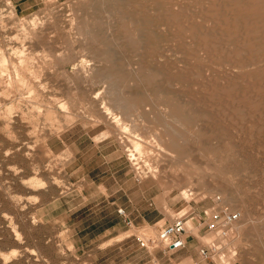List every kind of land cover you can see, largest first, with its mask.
I'll return each mask as SVG.
<instances>
[{
	"label": "rangeland",
	"instance_id": "obj_1",
	"mask_svg": "<svg viewBox=\"0 0 264 264\" xmlns=\"http://www.w3.org/2000/svg\"><path fill=\"white\" fill-rule=\"evenodd\" d=\"M186 188L241 215L204 264H264V0H0V264H180L136 237Z\"/></svg>",
	"mask_w": 264,
	"mask_h": 264
},
{
	"label": "built area",
	"instance_id": "obj_2",
	"mask_svg": "<svg viewBox=\"0 0 264 264\" xmlns=\"http://www.w3.org/2000/svg\"><path fill=\"white\" fill-rule=\"evenodd\" d=\"M184 200L190 205H199L198 209H187L163 223L151 239L142 240L136 237V240L142 247L151 245V248L169 254L185 245L182 236L190 229L185 223L187 217L193 215L199 230L206 236V239L197 247V255L201 259H212L219 253L221 242L229 236L233 224L239 219V212L225 204L222 197L216 193L186 188ZM117 212L124 216L126 224L129 225L130 220L124 215L123 210L118 209Z\"/></svg>",
	"mask_w": 264,
	"mask_h": 264
},
{
	"label": "bare ground",
	"instance_id": "obj_3",
	"mask_svg": "<svg viewBox=\"0 0 264 264\" xmlns=\"http://www.w3.org/2000/svg\"><path fill=\"white\" fill-rule=\"evenodd\" d=\"M256 12V11H255ZM248 14V13H247ZM243 21V20H242ZM113 22V21H112ZM70 25V24H69ZM231 26V25H230ZM254 26H256V25H254ZM255 28V27H254ZM252 30V29H251ZM257 31V30H256ZM22 55V54H21ZM189 58V57H188ZM84 59V58H83ZM83 61V60H82ZM4 62H6V61H4ZM82 63H85V62H82ZM3 64H6V63H3ZM4 66V65H3ZM87 66V65H86ZM85 68V67H84ZM16 73V72H15ZM17 75V74H16ZM129 79V78H128ZM110 81V80H109ZM108 91V90H107ZM99 94V93H98ZM100 95V94H99ZM96 97V96H95ZM90 98V97H89ZM91 99H92V97H91ZM99 100V99H98ZM93 101V100H92ZM104 102H106V101H104ZM118 102V101H117ZM121 103V102H120ZM81 104V103H80ZM66 107V106H65ZM102 107V106H101ZM183 108V107H182ZM99 111V110H98ZM105 112H106V114H111L112 113V111L107 107V106H105ZM178 112V111H177ZM82 113V112H81ZM136 114V113H135ZM102 115V114H101ZM115 118H116V122L117 123H119V118H118V116H114ZM133 117V116H132ZM72 120V119H71ZM108 122V121H107ZM121 123V122H120ZM108 124V123H107ZM127 125V124H126ZM121 126V125H120ZM115 127V126H114ZM119 128V127H118ZM121 128H123V129H125V131H127V129L128 128H126V126L124 125V126H121ZM130 135L132 134V133H129ZM137 134V133H136ZM135 134V135H136ZM133 135V134H132ZM135 135H133L134 137H135ZM136 137H137V135H136ZM167 137V136H166ZM152 138V146H153V148H154V150L156 151L155 152V154H152V157H156V158H159L160 156L163 158H165V156H166V151L167 150H165V148L163 147V144H162V139H161V137H158V136H155V137H151ZM139 140H142L145 144H151V140H148L147 138H143V139H141L140 137L138 138ZM184 139V138H183ZM136 141V140H135ZM131 143V142H130ZM132 144V143H131ZM133 144H134V142H133ZM133 146V145H132ZM141 146V144L137 141L135 144H134V147H135V149H136V151H138L139 150V147ZM141 148V147H140ZM175 148V147H174ZM169 150V149H168ZM135 151V152H136ZM152 151V150H151ZM170 151H173V149L171 150L170 149ZM138 152H140V151H138ZM142 153V152H141ZM148 154L150 155V151H148ZM132 156H133V154H131ZM139 156H141V155H139ZM173 156V155H172ZM154 157V158H155ZM155 158V159H156ZM163 158V159H164ZM131 159V158H130ZM160 160V159H159ZM158 160V161H159ZM162 160V159H161ZM160 160V161H161ZM156 161V160H155ZM167 161V160H166ZM161 163V162H160ZM164 163V162H163ZM157 164H159V163H157ZM160 166V165H159ZM159 166H157L156 165V162H155V164H154V162H153V164H152V170H153V173L155 174V175H159V173H161V175L160 176H165L164 175V173H165V170L163 169V170H159L160 168H159ZM166 167V166H165ZM148 169H149V167H148ZM150 170V169H149ZM149 172H151V171H149ZM184 173V172H183ZM155 175H152V177L153 176H155ZM199 176V175H198ZM197 176V177H198ZM166 177V176H165ZM159 178V177H158ZM157 178V179H158ZM162 179H163V177H162ZM223 201H224V203L225 204H228L226 201H225V199L223 198ZM238 212H239V210H238ZM241 215H240V212H239V217H240ZM240 219V218H239ZM239 219L237 220V221H239ZM236 221V222H237Z\"/></svg>",
	"mask_w": 264,
	"mask_h": 264
},
{
	"label": "crops",
	"instance_id": "obj_4",
	"mask_svg": "<svg viewBox=\"0 0 264 264\" xmlns=\"http://www.w3.org/2000/svg\"><path fill=\"white\" fill-rule=\"evenodd\" d=\"M185 246V245H184ZM182 247V248H180V249H178V250H176L175 252H173V253H170V254H173V256L175 257V259H177V256L179 255H184V257L182 258V260H184V261H188L189 262V260H190V264H204V262H203V260H201V258L197 255V257L199 258H197L196 257V255H195V252H196V254H197V249H196V251H187L186 249H185V247ZM161 254H162V252H161ZM163 254H166V253H163ZM168 254V253H167ZM206 260V259H205ZM153 260L149 257V258H146V260H145V262L143 263V264H155L154 262H152ZM157 261V260H156ZM184 261H182V263H180V264H183V262ZM205 264H208V263H205Z\"/></svg>",
	"mask_w": 264,
	"mask_h": 264
}]
</instances>
